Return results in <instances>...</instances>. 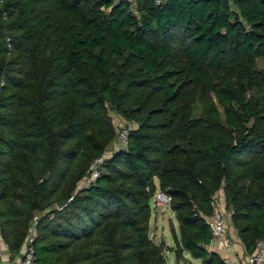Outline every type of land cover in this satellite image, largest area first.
Masks as SVG:
<instances>
[{"label": "trees", "instance_id": "obj_1", "mask_svg": "<svg viewBox=\"0 0 264 264\" xmlns=\"http://www.w3.org/2000/svg\"><path fill=\"white\" fill-rule=\"evenodd\" d=\"M134 5L0 0V239L13 254L31 239L36 264H165L164 242L148 237L157 189L178 223L165 248L175 262L223 264L208 250L220 188L244 252L264 241V69L241 114L225 86L223 124L214 110L191 131L179 128L189 92L178 81L207 77L225 58L246 67L264 57V0ZM133 69L148 78L128 80ZM147 92L159 101L138 114L128 102ZM108 110L137 128L105 157L115 138ZM158 112L170 116L161 133ZM92 166L97 177L81 185Z\"/></svg>", "mask_w": 264, "mask_h": 264}, {"label": "rangeland", "instance_id": "obj_2", "mask_svg": "<svg viewBox=\"0 0 264 264\" xmlns=\"http://www.w3.org/2000/svg\"><path fill=\"white\" fill-rule=\"evenodd\" d=\"M133 4L132 9L135 11L134 0H130ZM70 23L75 24L78 27V22L70 20ZM180 64H183V57L179 55ZM222 68L219 71L205 70L207 77L200 75L196 79H191L186 72L178 81L182 83L184 87H188V100L185 103L187 106V112L179 117V128L182 131H191L197 128L203 122H212L211 112L216 110L221 116V123L224 121V108L222 107L221 101L223 99V88L225 86H231L235 88L237 95V103L234 104L233 108L237 113L241 114L243 105L252 100V96H259V92L255 84V73L264 69V57H258L254 60L251 66L238 67L234 63L225 58L222 61ZM238 70L241 71L240 76H246V73H251L252 84L249 82H243L238 77ZM243 70V71H242ZM243 72V73H242ZM147 75L133 69L127 74L128 80H142ZM209 77V79H208ZM158 94L144 93L138 94L133 99L129 100L128 104L138 111V114H147L150 110L154 109L158 103ZM107 117L113 127L115 138L114 141L106 148L105 157H110L117 149H121L118 143L117 137L118 132L125 126L127 120H125L118 112L108 110ZM170 116L165 112H158L157 114L151 115V123L154 126H158L154 131L161 133L167 124ZM157 184V180H155ZM156 192H159L158 189ZM151 212L148 224V237L153 243L159 244L161 241L164 242L165 248H173L172 238L170 235V225L173 224L175 229L178 226L177 221L174 218L170 208L162 207L151 201ZM213 207L217 210L224 212L226 221V232H233V228L230 224L231 210L226 204L223 190L220 188L213 201ZM170 244V246L166 245ZM163 250L165 258V264H201L198 260L191 259L188 255H184L179 262H175L172 253ZM188 258V259H186Z\"/></svg>", "mask_w": 264, "mask_h": 264}, {"label": "built area", "instance_id": "obj_3", "mask_svg": "<svg viewBox=\"0 0 264 264\" xmlns=\"http://www.w3.org/2000/svg\"><path fill=\"white\" fill-rule=\"evenodd\" d=\"M156 4L160 3V0H154ZM137 128V124L134 121H127L125 126L118 132V143L121 148L126 147L127 134L129 131ZM101 163V159H97L93 166ZM91 167L92 172L90 176L82 180L81 185H87L95 177H97V169ZM153 202L159 206L170 208L171 198L161 192H156L153 198ZM211 227V240L210 249L219 254L223 264H264V241H259L256 245V249L253 254L247 256L246 260H240L236 252L234 251V239L231 233L227 235L226 232V221L224 212L222 210L214 209L212 216L210 217ZM236 235V231L233 230ZM31 239H28L26 244L23 246L18 264H36L34 260V253L29 245ZM6 250L7 246L4 244ZM17 254L9 252V256L14 258ZM2 250L0 249V264H1Z\"/></svg>", "mask_w": 264, "mask_h": 264}, {"label": "crops", "instance_id": "obj_4", "mask_svg": "<svg viewBox=\"0 0 264 264\" xmlns=\"http://www.w3.org/2000/svg\"><path fill=\"white\" fill-rule=\"evenodd\" d=\"M230 233L232 235V238L234 239V251L236 252L238 257L240 258V260H242V261L246 260L247 256H249V255H247L244 252V249H243L241 243L239 242L237 235H235L233 232H229V234ZM166 245L170 246V244H168V243H166ZM0 249L2 250L1 264H18L20 253H18L14 258H11L9 256V251L4 248V243L2 242L1 239H0ZM208 250H211L210 247H208ZM186 259H188V258H186Z\"/></svg>", "mask_w": 264, "mask_h": 264}, {"label": "water", "instance_id": "obj_5", "mask_svg": "<svg viewBox=\"0 0 264 264\" xmlns=\"http://www.w3.org/2000/svg\"><path fill=\"white\" fill-rule=\"evenodd\" d=\"M48 177H49V175L46 174V175L44 176V179L46 180V179H48ZM66 204H67L66 201H59V202L56 203V208H57V209H61V208L64 207Z\"/></svg>", "mask_w": 264, "mask_h": 264}]
</instances>
